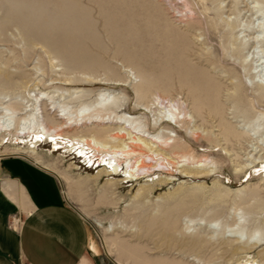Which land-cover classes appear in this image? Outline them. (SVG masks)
<instances>
[{"label": "rangeland", "instance_id": "rangeland-1", "mask_svg": "<svg viewBox=\"0 0 264 264\" xmlns=\"http://www.w3.org/2000/svg\"><path fill=\"white\" fill-rule=\"evenodd\" d=\"M94 1L82 0L81 9L92 11L100 36L81 49L87 59L72 60L51 49L45 34L31 38L0 0V81L7 82L0 116L10 107L24 117L27 106L53 131L49 138L33 124L19 131L1 124L0 169L24 157L76 195L79 204L65 200L94 236L93 264H128L117 259L120 245L149 264H264V0ZM45 2L51 11L53 0ZM106 23L127 28L116 35V52L106 47ZM137 86L149 87L143 101ZM100 90L112 91L107 103L141 118L138 132L158 135V143H130L133 134L115 121L82 120ZM155 97L179 105L181 127L163 110L167 122L153 127L157 116L145 106ZM91 138L137 153L97 150L87 145ZM111 160L119 176L110 175ZM128 169L137 180L125 176Z\"/></svg>", "mask_w": 264, "mask_h": 264}, {"label": "crops", "instance_id": "crops-1", "mask_svg": "<svg viewBox=\"0 0 264 264\" xmlns=\"http://www.w3.org/2000/svg\"><path fill=\"white\" fill-rule=\"evenodd\" d=\"M15 157L0 169V264H93L94 236L66 202L78 203L76 195L62 192L52 172Z\"/></svg>", "mask_w": 264, "mask_h": 264}, {"label": "bare ground", "instance_id": "bare-ground-1", "mask_svg": "<svg viewBox=\"0 0 264 264\" xmlns=\"http://www.w3.org/2000/svg\"><path fill=\"white\" fill-rule=\"evenodd\" d=\"M7 1L9 2L14 12H16L15 16H16L18 25L22 27L28 34L30 33L31 38L36 37V34H45L46 35L45 37H48V40L51 41L50 42L52 45L51 49L53 48L60 49L61 55L64 56L66 59H72V60L73 59L75 60L87 59L84 53L86 52L84 51V48L88 45L94 46V43L97 42V38L100 36V34L98 33L100 31L99 30L100 26L97 29L98 25L90 19L92 16V11L90 10L87 13H85L84 10L82 11L81 9L82 0H53L54 7L53 9H51V11L49 10V8L47 9L48 5L46 4L45 0H7ZM49 1H52V0H49ZM94 2H97V0H95ZM101 8L98 7L100 14L104 12V8L102 9ZM261 12H262L261 9L257 11V14L260 17L263 16ZM117 26L118 25L113 27L109 23L103 24L101 26L103 28L102 29L103 34L106 33L107 34L106 39L109 40V44L107 42L106 47H108L109 45L111 46L110 43H112L113 44L112 48L114 52L117 51L116 43H118V40H117L118 38L116 37V35L118 33H121V31L127 30V28H123L121 26L117 27ZM258 29H259V33L262 36V37L259 36V39H261L262 41L261 43H264V24L258 26ZM128 31L133 33L134 32L133 27H131V29L129 27ZM136 33L138 32L136 31ZM78 48L80 49V51L78 50ZM82 48L84 52H82L81 50ZM262 59H263L262 63L264 64V55ZM260 81L264 87V80L260 79ZM118 82H120L118 84H121V86L127 85L126 80H122V81L119 80ZM4 84H7L6 79L5 80L2 79L0 81L1 87H3ZM148 90H149V87L148 88L146 87L144 89V87L142 86H137L134 88L138 101L140 100L141 97H143L145 93H147L146 91ZM76 93H79V91L77 92L75 91V94ZM114 97L116 96L114 95L112 91H108V90L97 91L95 94L94 103L92 105H88L84 107L86 110V114H83L81 116L82 120H85L88 122L90 121L92 124L96 122H107L108 121L109 123V122L115 121L117 124L124 125V127L121 126L123 128L121 132H124V130H128L129 132L125 131L124 133L133 134L131 135L133 137V141L132 142L130 141V143H139L140 145H143L144 147H150L151 144L158 143V135H151L148 132L147 134L149 135H146V134H142V131L138 132V130L142 128L139 124L141 118L129 115L127 113L120 114L122 112L121 110L119 111L120 106H118L116 103H110V104L107 103V100H110L111 98H114ZM156 99H157L156 100L157 103L156 104L154 103L155 105L153 107H150V105L145 106L147 111H151L152 113H155V115L157 116V119H155L156 121L153 127H156V128L158 126L160 127L163 123L167 122V120L164 119V117L167 115H164V116L159 115L160 113H163L162 110L166 111L170 117V120L175 122L174 126L176 127L180 126V123L183 122L182 121L183 119H180V117L184 115V111L181 108H178L179 105H177L178 107L174 105H170L169 107H167V106H164L165 99H162L160 97ZM160 100L162 102H158ZM141 101H143L142 98H141ZM87 108H90V111L87 112V110H89ZM170 108H173L174 110H171ZM5 109L8 111H13V112L12 113L9 112V114L7 113L3 114L2 112V115L0 116V125L5 124L6 122H9L13 125L17 124L16 131H19L21 130L20 129L21 125L24 124L26 127V124L29 123V124L35 125L36 127L35 133L37 135H40L43 133L44 135H47L49 138L53 136L52 135L53 131H51V129L48 128L44 124V121L43 120L38 121L37 119L38 117L36 113H34L36 111L35 109H29L27 108V106L24 107L22 109L23 111H25L24 117H18V115L16 116L15 111L12 110L10 107H6ZM175 112H178V113L176 114ZM76 117L78 121L79 116L76 115ZM67 120H72V118H68ZM186 121H184V123ZM109 132H108V135L110 134ZM142 138L143 140H141ZM147 140L149 142H147ZM112 141L113 139H110L109 142H112ZM87 145L93 146L96 149L97 148L108 149L112 153H114L113 155H117L120 152L125 153V155H132V154L135 155L137 153L135 149H132V147L127 146V144H124L123 147L120 148L119 150L112 149V147H108L107 145L105 146L103 144H100L95 138H91L89 144ZM17 151H21L22 153H27L31 155L34 154V151L32 150L18 149ZM84 152H85L84 149L80 148L79 154L80 155L85 154ZM114 161L115 160H111L108 163L109 168H110L109 172L111 176H119V171H118L119 165L114 163ZM129 170L130 169L126 170L125 176L128 177L129 180H137V178L134 177L133 175V169H131L130 171ZM118 247L119 248H117L118 251H116L117 252L116 256L119 262L126 260L127 262H129L128 264H149L150 261L146 259L140 252L135 253L133 251H129V249L126 248L125 245L124 246L120 245Z\"/></svg>", "mask_w": 264, "mask_h": 264}]
</instances>
